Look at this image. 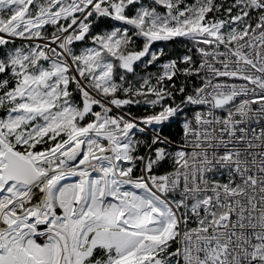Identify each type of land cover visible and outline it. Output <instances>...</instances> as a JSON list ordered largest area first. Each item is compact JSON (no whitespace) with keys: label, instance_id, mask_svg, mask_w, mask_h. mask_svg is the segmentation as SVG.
Masks as SVG:
<instances>
[{"label":"snow or ice","instance_id":"6c2138e0","mask_svg":"<svg viewBox=\"0 0 264 264\" xmlns=\"http://www.w3.org/2000/svg\"><path fill=\"white\" fill-rule=\"evenodd\" d=\"M0 264H264V0H0Z\"/></svg>","mask_w":264,"mask_h":264},{"label":"trees","instance_id":"16d2710c","mask_svg":"<svg viewBox=\"0 0 264 264\" xmlns=\"http://www.w3.org/2000/svg\"><path fill=\"white\" fill-rule=\"evenodd\" d=\"M183 43L185 42H175V43H167V44L158 43V45L160 48L163 47L165 49V52L167 54L165 57H173V56H179V54L185 50ZM177 83L179 84V81H177ZM132 111H133V115L136 116H141L145 114L143 108L133 107Z\"/></svg>","mask_w":264,"mask_h":264},{"label":"rangeland","instance_id":"374dc122","mask_svg":"<svg viewBox=\"0 0 264 264\" xmlns=\"http://www.w3.org/2000/svg\"><path fill=\"white\" fill-rule=\"evenodd\" d=\"M183 44H184V43H183ZM156 48H157V49L160 48L158 44L156 45ZM185 51H186V49H185L183 52H181V53L179 54V56H180V55H183ZM175 57H176V56H173L172 58H175ZM164 58H165V59H168V58H170V57H164ZM156 70H157L156 68H150V69H149L150 72H154V71H156ZM138 71H139V70H138Z\"/></svg>","mask_w":264,"mask_h":264},{"label":"built area","instance_id":"2783aa9c","mask_svg":"<svg viewBox=\"0 0 264 264\" xmlns=\"http://www.w3.org/2000/svg\"><path fill=\"white\" fill-rule=\"evenodd\" d=\"M170 58H172V57H170ZM170 58H168V59H170Z\"/></svg>","mask_w":264,"mask_h":264}]
</instances>
